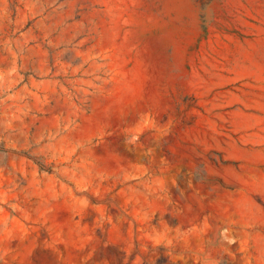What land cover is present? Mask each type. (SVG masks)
Wrapping results in <instances>:
<instances>
[{
  "label": "rangeland",
  "instance_id": "1",
  "mask_svg": "<svg viewBox=\"0 0 264 264\" xmlns=\"http://www.w3.org/2000/svg\"><path fill=\"white\" fill-rule=\"evenodd\" d=\"M0 264H264V0H0Z\"/></svg>",
  "mask_w": 264,
  "mask_h": 264
}]
</instances>
